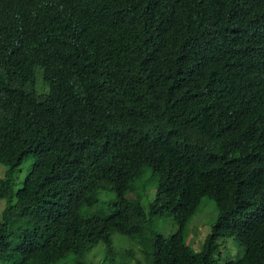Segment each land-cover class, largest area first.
Masks as SVG:
<instances>
[{"label":"trees","instance_id":"1","mask_svg":"<svg viewBox=\"0 0 264 264\" xmlns=\"http://www.w3.org/2000/svg\"><path fill=\"white\" fill-rule=\"evenodd\" d=\"M0 161V261L96 264L118 232L137 264H264V0H0ZM145 166L149 213L127 196ZM105 185L112 212L88 213ZM203 196L218 217L196 252ZM229 237L243 254L221 263Z\"/></svg>","mask_w":264,"mask_h":264},{"label":"rangeland","instance_id":"2","mask_svg":"<svg viewBox=\"0 0 264 264\" xmlns=\"http://www.w3.org/2000/svg\"><path fill=\"white\" fill-rule=\"evenodd\" d=\"M33 163V157L29 156L22 164V172L19 173L18 186H22L23 181ZM7 171V166L0 161V176H4ZM159 185V176L154 173L150 166H145L141 176L135 179L134 188L128 193L131 199H139L144 205L146 211L149 213V205L155 199ZM116 198L115 192L110 185H105L99 192V202L86 210L88 213H99L107 215L112 212L114 206L113 201ZM6 206V199H0V214ZM218 217V209L216 203L209 196H203L200 200L196 213L190 219L185 228V240L196 251L200 252L204 249L206 240L211 233L212 226ZM149 228L153 233H161L165 236L176 231L177 226L171 214L162 216H149ZM221 246L219 252L215 253L216 259L224 263L229 260L239 258L243 254V247L240 245L235 237L220 239ZM113 251L109 252L103 262L107 264H137L136 257H139L144 262L143 256L136 250V255L132 258L129 255V250L136 249L138 243L133 238L115 232L113 234ZM108 249L103 243L96 245L85 258L92 259L96 264H103L102 259L106 255ZM74 254H69L63 259L53 264H72L74 261ZM0 264H12L11 261H0Z\"/></svg>","mask_w":264,"mask_h":264}]
</instances>
